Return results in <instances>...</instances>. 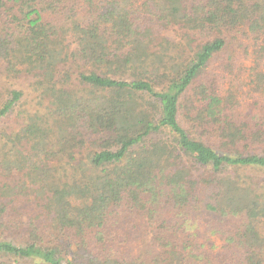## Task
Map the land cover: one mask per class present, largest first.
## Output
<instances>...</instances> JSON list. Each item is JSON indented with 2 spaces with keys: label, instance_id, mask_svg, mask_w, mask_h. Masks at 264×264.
<instances>
[{
  "label": "trees",
  "instance_id": "16d2710c",
  "mask_svg": "<svg viewBox=\"0 0 264 264\" xmlns=\"http://www.w3.org/2000/svg\"><path fill=\"white\" fill-rule=\"evenodd\" d=\"M0 264H264V0H0Z\"/></svg>",
  "mask_w": 264,
  "mask_h": 264
},
{
  "label": "rangeland",
  "instance_id": "374dc122",
  "mask_svg": "<svg viewBox=\"0 0 264 264\" xmlns=\"http://www.w3.org/2000/svg\"><path fill=\"white\" fill-rule=\"evenodd\" d=\"M165 34H167V36H169V37H172V35H174L173 32H165ZM239 60H241L240 56H238V58L236 60H234V64H237ZM225 61H227V59ZM223 62L224 61H215L211 64V67H208L206 70V72H207L206 77H208L209 79H214L215 83H217L218 86L221 88L222 93L225 92L224 91L225 89H231L230 84L233 80V76L229 72L224 71L222 69H218L219 65ZM247 62L250 63L249 60H247ZM246 77L247 76H244V78H246ZM22 88H23V86H22ZM22 88H20V89H22ZM241 96H242V101H243L244 107L247 108L249 105L248 103L253 101V99L251 98L252 96L250 94H248L247 96H244V95H241ZM23 101L29 102V103L31 102V94L28 93L27 91H25ZM225 174H231L232 175L233 173H232V171H228V173H225ZM211 216H209L208 214L205 216V218L202 221V228L201 229L205 228V225H206V223L209 222ZM148 229H144L143 231H136L132 236L133 241L130 243L121 245L119 247L120 251L124 252V253L125 252H128V253L133 252L135 254H138L139 249H141L142 247H145L148 243L151 242V240L153 238L154 232L153 231L151 232Z\"/></svg>",
  "mask_w": 264,
  "mask_h": 264
}]
</instances>
